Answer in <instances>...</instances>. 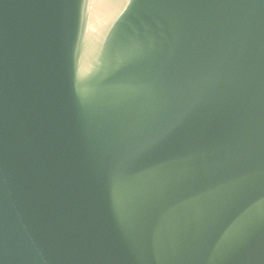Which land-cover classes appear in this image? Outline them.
Masks as SVG:
<instances>
[{
    "label": "water",
    "instance_id": "1",
    "mask_svg": "<svg viewBox=\"0 0 264 264\" xmlns=\"http://www.w3.org/2000/svg\"><path fill=\"white\" fill-rule=\"evenodd\" d=\"M0 264H264V0H0Z\"/></svg>",
    "mask_w": 264,
    "mask_h": 264
}]
</instances>
